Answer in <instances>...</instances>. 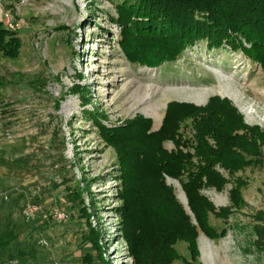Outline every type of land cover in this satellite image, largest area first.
Instances as JSON below:
<instances>
[{
    "label": "rangeland",
    "instance_id": "1",
    "mask_svg": "<svg viewBox=\"0 0 264 264\" xmlns=\"http://www.w3.org/2000/svg\"><path fill=\"white\" fill-rule=\"evenodd\" d=\"M116 2L34 0L21 9L20 18L27 23L19 32L21 56L0 58V133L15 135L11 144L0 138V229L13 214L18 236L10 248L0 250V264H104L101 255L106 264H137L127 220L136 208L127 200L131 185L143 187L137 176L145 172L143 165H132L133 157L126 163L122 147L114 142L124 140L132 156L146 145L136 130L125 131L133 121L148 120V134L154 133L163 125L168 104L204 108L213 98L228 101L243 118L242 133L255 137L250 130L259 128L263 138L255 140L263 161L235 176L217 167L231 184L221 191L205 187L201 194L217 211L229 208L225 219L209 216L217 232L226 234L210 238L199 231L196 258L173 264H264L254 230L255 215L264 212L263 68L241 52L209 51L206 42L158 67L134 64L120 45ZM76 85L85 91L73 92ZM97 120L117 137L105 135ZM193 124L192 118L181 122V141H195ZM163 147L193 153V147H178L170 140ZM238 178L246 183L239 208L230 197ZM163 179L196 225L181 185L187 175L176 180L165 174ZM152 188L156 210L159 198ZM34 206L40 210L31 216L28 209ZM84 206L88 216L81 213ZM53 209L65 212L67 219L55 220ZM91 229L99 233L100 250L88 240ZM19 244L23 256L11 257ZM185 247L180 243L177 249L190 260ZM89 255L94 259L86 261Z\"/></svg>",
    "mask_w": 264,
    "mask_h": 264
},
{
    "label": "trees",
    "instance_id": "2",
    "mask_svg": "<svg viewBox=\"0 0 264 264\" xmlns=\"http://www.w3.org/2000/svg\"><path fill=\"white\" fill-rule=\"evenodd\" d=\"M114 8L117 16L114 22L120 27L122 37L120 45L134 64L158 67L175 61L187 49L206 42L209 51L227 49L234 53L241 52L258 62L264 70V0H119ZM22 46L20 34L9 31L0 22V58L9 61L19 59ZM80 91L85 90L78 85L73 89L76 93ZM57 106H60V102ZM190 118L196 132L195 141H181L180 124ZM242 120L229 102L220 98L211 99L204 108L170 103L158 131L148 134L151 124L142 118L129 124L125 131L131 133V130H136L146 142L145 146L135 149L132 156L126 151L124 140L114 142L122 147L121 157L126 159V163L129 157H133V161L130 160L132 165H143L142 171L145 172H141L142 176L138 173L141 177L137 176L143 187L131 185L130 202L127 200V204L132 203L136 208L127 220L129 242L137 264H173L180 260L192 263L198 255L201 233L210 238L225 236V230L218 233L211 225L209 216L214 214L216 218L225 219L229 208L217 211L201 192L205 187L221 191L231 184L217 170L218 166L235 176L245 167L263 161L261 148L255 140L263 138L259 135V128L250 130L255 137L248 132L242 133L240 130L246 128ZM97 124L105 135L117 137V132L111 134L100 120H97ZM168 140L178 147H193V153L186 150L167 151L163 144ZM244 153L252 158L247 159ZM131 173L129 176L135 175ZM165 174L176 180L187 175L188 181L181 185L196 225L176 200L173 189L165 184ZM245 185V181L238 178L230 191L231 201L237 208L243 207L241 190ZM151 187L157 192L156 198H159L156 210L151 201ZM87 212L84 206L81 213L88 216ZM254 219L257 223L254 226L257 236L255 245L264 256V212H258ZM15 228L9 216L4 231L0 233V250L10 248L17 239ZM88 240L93 242L95 248L101 249L98 232L91 229ZM180 243L186 246L190 260L179 253L177 246ZM23 247L19 244L11 257H16V253L22 257ZM100 258L106 264L102 255ZM93 259L91 255L86 257V261Z\"/></svg>",
    "mask_w": 264,
    "mask_h": 264
},
{
    "label": "built area",
    "instance_id": "3",
    "mask_svg": "<svg viewBox=\"0 0 264 264\" xmlns=\"http://www.w3.org/2000/svg\"><path fill=\"white\" fill-rule=\"evenodd\" d=\"M34 0H18L14 3H8V0H0V13L1 18L0 22L3 26L12 32L19 33L26 26V21L21 17V9L23 7H29L32 5ZM41 36L37 35V38L34 42V47L38 49L40 45ZM5 142H13L15 135L11 131H6L4 133H0V138ZM40 210L39 207L34 206L28 209V213L31 216H34ZM57 221H65L67 219V214L60 209H53L50 214Z\"/></svg>",
    "mask_w": 264,
    "mask_h": 264
},
{
    "label": "crops",
    "instance_id": "4",
    "mask_svg": "<svg viewBox=\"0 0 264 264\" xmlns=\"http://www.w3.org/2000/svg\"><path fill=\"white\" fill-rule=\"evenodd\" d=\"M4 143H10V144H11V142H4ZM11 215H13V214H9L8 216H6V218L9 217V216H11ZM6 222H7V221H5V224H6ZM5 224H4L3 229H0V233L4 231V229H5Z\"/></svg>",
    "mask_w": 264,
    "mask_h": 264
},
{
    "label": "flooded vegetation",
    "instance_id": "5",
    "mask_svg": "<svg viewBox=\"0 0 264 264\" xmlns=\"http://www.w3.org/2000/svg\"><path fill=\"white\" fill-rule=\"evenodd\" d=\"M213 142V141H212ZM222 168V167H221ZM247 167H245L244 169H246ZM217 170H218V168H217Z\"/></svg>",
    "mask_w": 264,
    "mask_h": 264
}]
</instances>
